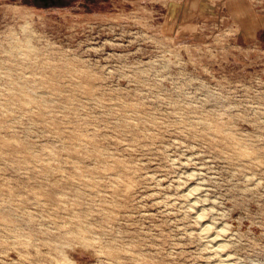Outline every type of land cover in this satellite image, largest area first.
<instances>
[{"label":"rangeland","instance_id":"rangeland-1","mask_svg":"<svg viewBox=\"0 0 264 264\" xmlns=\"http://www.w3.org/2000/svg\"><path fill=\"white\" fill-rule=\"evenodd\" d=\"M245 5L0 0V264H264Z\"/></svg>","mask_w":264,"mask_h":264},{"label":"crops","instance_id":"crops-1","mask_svg":"<svg viewBox=\"0 0 264 264\" xmlns=\"http://www.w3.org/2000/svg\"><path fill=\"white\" fill-rule=\"evenodd\" d=\"M245 3L246 0H226L227 7L240 15H245L247 12ZM238 6L242 7L244 11H239ZM259 29H261V27Z\"/></svg>","mask_w":264,"mask_h":264},{"label":"bare ground","instance_id":"bare-ground-1","mask_svg":"<svg viewBox=\"0 0 264 264\" xmlns=\"http://www.w3.org/2000/svg\"><path fill=\"white\" fill-rule=\"evenodd\" d=\"M208 225V224H207ZM211 226V225H210ZM220 228V227H219ZM204 229V228H203ZM207 230V229H206ZM72 231V230H71ZM71 233V232H70ZM69 234V233H68ZM219 236V235H218ZM213 237H214V235H213ZM212 239V238H211ZM215 239V238H214ZM213 239V240H214ZM218 242V241H217ZM219 243H221V242H219ZM222 243H224V242H222ZM225 244H226V242H225ZM218 245V244H217ZM220 246H222V244L220 245ZM224 247V246H223ZM217 250V249H216ZM222 250V249H221ZM223 252V251H222ZM223 255V254H222ZM225 255V254H224ZM228 255H230V254H228ZM228 255H227V257H228ZM232 256V255H231ZM226 257V258H227ZM233 258V257H232ZM224 259H225V257H224ZM231 259V258H230ZM222 261V260H221ZM225 260H223V262H224ZM227 261V260H226ZM229 261V260H228ZM227 261V262H228ZM236 261V260H235ZM234 261H232L231 263H233ZM238 263H239V261H238ZM238 263H235V264H238ZM216 264H218V263H216ZM225 264H226V262H225ZM240 264V263H239Z\"/></svg>","mask_w":264,"mask_h":264},{"label":"flooded vegetation","instance_id":"flooded-vegetation-1","mask_svg":"<svg viewBox=\"0 0 264 264\" xmlns=\"http://www.w3.org/2000/svg\"><path fill=\"white\" fill-rule=\"evenodd\" d=\"M45 3L56 2V0H43Z\"/></svg>","mask_w":264,"mask_h":264}]
</instances>
